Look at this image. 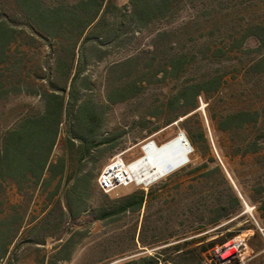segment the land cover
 <instances>
[{
    "label": "rangeland",
    "instance_id": "374dc122",
    "mask_svg": "<svg viewBox=\"0 0 264 264\" xmlns=\"http://www.w3.org/2000/svg\"><path fill=\"white\" fill-rule=\"evenodd\" d=\"M42 1L55 6L79 0ZM110 1L119 11L107 26L108 33L93 30V23L72 52L73 40L41 38L14 0H0V24L14 34L0 57V148L7 130L24 116L42 111L39 94H60L63 88L72 105L87 101L95 107L102 119L101 138L116 145L101 147L87 164L85 171L94 177L83 195L87 210L76 220L61 216L66 212L63 201L55 207L57 195L48 200L55 183L46 188L24 183L19 190L10 180L0 182V215L21 222L19 237L2 264H50L58 247L70 238L67 248L72 255L60 264H125L172 248L162 240L194 227L177 224L175 206L164 204L170 196L140 212L116 210L131 194L161 181L169 179L173 186L178 179L190 184L197 178H203V184L199 195H190L192 200L205 197L212 208L220 201L228 205L231 194L240 201L235 215L208 231L215 233L209 239L232 235L222 246H229L223 260L215 256L217 247L212 261L246 264L260 244L264 253V67L257 65L264 46L256 41L258 28L264 27V0H172L164 15L144 26L130 17L129 0ZM211 80L220 83L208 84ZM193 85H202L205 91L197 98V108L183 115L190 103L183 106L176 97ZM89 103L77 111L78 122L96 119ZM244 110L257 112L256 124L226 131L217 127L227 114ZM200 127L208 147L192 158L185 129L198 135ZM179 135L191 147L187 164L148 186L131 184L108 193L98 189V174L112 158L120 155L131 164L144 155L142 148L149 142L161 146ZM61 139L53 157L61 152ZM203 164L192 172L194 165ZM103 210L109 217L98 219ZM50 211L48 220H42ZM175 254L167 250L163 256ZM229 258L232 262L226 263Z\"/></svg>",
    "mask_w": 264,
    "mask_h": 264
},
{
    "label": "trees",
    "instance_id": "16d2710c",
    "mask_svg": "<svg viewBox=\"0 0 264 264\" xmlns=\"http://www.w3.org/2000/svg\"><path fill=\"white\" fill-rule=\"evenodd\" d=\"M14 1L18 11L38 33V36L53 40L66 36L68 40H73L72 52L87 32V28L93 23H95L93 30L108 33L107 26L114 23L117 18L115 12L119 11L110 0H79L74 4L61 3L55 6H47L42 0ZM171 1L129 0L128 12L136 25L144 26L154 18L164 15L169 10ZM258 29L256 41L264 46V27ZM13 39V30L0 24V57L5 55ZM257 65L264 67V57L259 59ZM173 68L175 70L177 67ZM214 81L211 80L208 84ZM201 87L203 86H189L177 95L176 100L183 106L187 101L190 103L182 113L183 115L197 108V98L205 91ZM61 92L60 94L57 92L39 94L43 106L42 111L37 115L24 116L14 127L3 134L0 148V182L10 180L19 190L24 183H32L34 186L44 188L55 183L48 200L52 202L53 198L58 196L55 207L63 201L66 212L62 211L61 216L76 220L87 210L83 195L92 186L94 177L93 174L90 175L85 171L87 164L99 154L101 147L107 146L114 149L116 145H111L110 140L101 138L102 119L91 103L83 101L76 106L72 105L64 97L65 88ZM85 103L91 104L96 110V119L91 122H78L77 111ZM257 115V112L245 110L230 113L217 127L222 131L241 129L251 123L256 124ZM63 125H65L64 131H62ZM261 132L264 139V131ZM185 133L192 147V158L200 156V149L208 147L202 128L200 127L198 135L186 129ZM60 139L61 153L53 159V148ZM205 166V164L194 165L192 172H197ZM169 182V179L161 181L154 188L131 194L116 210V213L140 212L143 207L149 208L153 202L162 201L164 197L170 196V200H165L164 204L175 206L176 216L179 218L177 224L183 228L192 225L193 230L169 234L161 243L172 244V248L153 251L150 255L130 260L125 264H179L180 261L185 264H216L211 259V253L217 247L228 243L232 235L209 239L215 233L208 231L218 227L222 221L238 212L239 199L231 194L228 205L220 201L216 208H212L211 202L205 197L192 200L190 196L199 195L198 188L202 186L203 178L194 179L190 184H187L185 179L176 180L173 186ZM170 188L175 191L174 195ZM231 207L233 211L230 210ZM50 215L51 211L46 213L42 220H48ZM109 215V212L103 210L98 219H106ZM19 221V218L0 215V264L8 258L10 246L19 237L21 230ZM167 224L169 225V222ZM143 230L144 223L139 233L141 244ZM254 237L259 238L257 234ZM70 241L71 238L68 242ZM68 242L58 247L52 256L54 260L50 264H60L70 259L72 250L67 248ZM156 244L153 243V245ZM262 248L263 244L255 248L254 255L246 264H256L264 260ZM167 250L176 253L173 258L163 256Z\"/></svg>",
    "mask_w": 264,
    "mask_h": 264
},
{
    "label": "bare ground",
    "instance_id": "6f19581e",
    "mask_svg": "<svg viewBox=\"0 0 264 264\" xmlns=\"http://www.w3.org/2000/svg\"><path fill=\"white\" fill-rule=\"evenodd\" d=\"M142 149L144 155L129 165V171L136 183L144 186L171 174L189 161L190 148L182 135L161 146L149 142ZM235 250L240 252L241 246L237 245ZM231 258L226 263L232 262Z\"/></svg>",
    "mask_w": 264,
    "mask_h": 264
},
{
    "label": "built area",
    "instance_id": "2783aa9c",
    "mask_svg": "<svg viewBox=\"0 0 264 264\" xmlns=\"http://www.w3.org/2000/svg\"><path fill=\"white\" fill-rule=\"evenodd\" d=\"M129 165L125 163L120 155L112 158L101 170L96 179V184L99 190L108 193L120 186H128L137 184L131 172ZM239 245L235 243L233 247ZM229 246H224L216 249L215 256L223 260Z\"/></svg>",
    "mask_w": 264,
    "mask_h": 264
},
{
    "label": "crops",
    "instance_id": "0c3cea01",
    "mask_svg": "<svg viewBox=\"0 0 264 264\" xmlns=\"http://www.w3.org/2000/svg\"><path fill=\"white\" fill-rule=\"evenodd\" d=\"M58 144V143H57ZM57 145H55L54 146V148H53V152H52V158L54 159L55 157H53V153H54V149H55V147H56ZM61 153V152H60ZM58 156V155H57Z\"/></svg>",
    "mask_w": 264,
    "mask_h": 264
},
{
    "label": "water",
    "instance_id": "95a60500",
    "mask_svg": "<svg viewBox=\"0 0 264 264\" xmlns=\"http://www.w3.org/2000/svg\"><path fill=\"white\" fill-rule=\"evenodd\" d=\"M182 136H183V135H182ZM183 139L186 140V139L184 138V136H183ZM186 142H187V141H186ZM188 146H189V145H188ZM189 148H190L189 150L191 151V147H190V146H189Z\"/></svg>",
    "mask_w": 264,
    "mask_h": 264
}]
</instances>
